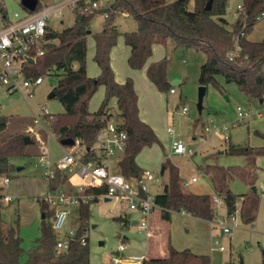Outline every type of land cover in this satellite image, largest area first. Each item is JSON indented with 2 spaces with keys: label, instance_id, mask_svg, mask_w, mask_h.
<instances>
[{
  "label": "rangeland",
  "instance_id": "374dc122",
  "mask_svg": "<svg viewBox=\"0 0 264 264\" xmlns=\"http://www.w3.org/2000/svg\"><path fill=\"white\" fill-rule=\"evenodd\" d=\"M171 1V0H167ZM241 0H227L225 18L232 21L236 6ZM193 0H190V7ZM4 15L0 12V29L14 22V13H25L20 0H0ZM4 16V17H3ZM75 14L65 10L63 15L53 17L49 25L51 29L60 31L73 24ZM103 19L95 16L90 20V34L86 36V73L95 77L100 70L93 60L95 44L93 34L103 27ZM119 35L116 44L109 55L110 65L117 80L122 81L130 77L137 93V106L141 118L153 129L159 142L146 146L135 156L136 164L144 171L154 173L156 181L150 184L151 194L160 193L167 182L169 171L174 168L178 178L182 181L183 189L188 192L212 194L213 188L210 176L204 173L206 165L246 167L247 179L245 182L234 176L229 180V187L238 195L237 205L241 206L243 200L244 214L253 208L255 219L252 223L243 222L240 214L235 215L238 226L232 229L231 234L221 233L218 223H229L225 207L215 206L217 212L213 220L214 227L209 220L195 218L184 211H174L170 220L165 221L160 217V211L155 208L151 212L150 225H154L156 237L153 239L155 251L148 253V257H155L170 244L176 249L188 248L198 254H208L211 264H227L229 259L242 264H264V155H257L248 159L242 155L230 154L233 147H259L264 145L257 132L264 133V96L261 101L250 98L241 92L236 84L226 83L222 77H217L221 88L212 84L206 87L202 100V110L199 113L196 108L198 76L200 65L204 62L203 53L192 48L182 49L175 47L171 40L165 44H155L147 62L139 69H132L127 64L129 47L124 43L122 33L134 31L137 25L130 15L120 14L115 20ZM246 38L251 41L264 39V15H262L246 32ZM167 58V74L169 82L178 80L179 84L171 85L174 92H160L148 79L146 67L150 60ZM43 81L33 89V97L24 101L18 94L4 95L0 100V115L6 117L7 126L0 133V140L12 132L22 131L32 141L28 145L29 154L13 157L11 159L14 170L9 177L7 186H2L3 176H0V195L10 194L13 199L4 205L2 218L7 224L19 227L22 239L21 246L27 250L36 244L40 236L41 210L40 197L48 191V180L43 174L44 168L38 165L40 156L43 155L51 164H56L69 149L62 146L51 135L47 123L41 126L33 122V113L39 114L41 107H46L50 113L58 114L63 107L56 98H48L57 82L54 73L43 74ZM2 89V87H0ZM104 94L102 85L90 98L88 109L96 111ZM182 106L187 107V113L181 114ZM249 108L260 111V117H251L248 120H238L237 107ZM109 107L116 111L114 100ZM174 129V135L180 137L187 149L193 154L167 155L170 153L172 136L167 132V127ZM208 127V131L205 128ZM227 137L226 139L224 137ZM96 158L99 153L95 150ZM121 153L110 159V170L116 172V162ZM165 165L164 173L160 174V166ZM192 176L197 177L196 182H189ZM78 180L71 176L68 183ZM93 188L103 189L104 186ZM105 191V190H104ZM103 194V193H102ZM104 195L98 200L88 203L87 237L89 246V264H113L111 255L119 243L127 245L122 253L126 259L132 255H144L148 246L147 230L141 229L132 220L138 221L140 213L126 208V202L120 199L110 198L104 200ZM125 218L126 221H122ZM80 224L79 206L73 205L70 209L68 221L62 229V234L69 228L75 231ZM224 247L220 251L216 249L214 242ZM252 250H249V248ZM193 248V249H192Z\"/></svg>",
  "mask_w": 264,
  "mask_h": 264
},
{
  "label": "trees",
  "instance_id": "16d2710c",
  "mask_svg": "<svg viewBox=\"0 0 264 264\" xmlns=\"http://www.w3.org/2000/svg\"><path fill=\"white\" fill-rule=\"evenodd\" d=\"M207 1L193 0L190 7V0H114L108 9L109 16L103 19L102 29L92 35L95 44L93 60L100 70L95 77L86 73V36L91 33H88L89 23L95 16L78 10L72 25L60 31L50 28L47 36L54 38L56 42L47 47L29 71L34 76L50 73L57 76L52 98L58 99L63 111L46 117L51 135L58 142L65 138L77 140L85 149L82 159H92L96 134L112 114L109 103L114 99L116 113L123 121L120 128L126 134V147L116 162L115 173L122 174L125 178L141 177L143 170L136 164L135 156L142 148L158 143L159 140L151 126L139 118L137 93L132 79L126 77L123 82H117L110 65V51L119 35L115 20L122 12L130 15L137 25L136 30L122 33L124 43L130 49L127 57L130 68H141L151 56L154 44H165L167 40H171L175 47L192 48L204 54L198 85L207 87L212 84L221 88L217 77H222L226 83L236 84L245 95L261 101L264 96V39L251 41L246 38V32L264 15V0H241L240 8L235 10L236 17L232 21L225 18L227 0H212L210 10H205ZM24 9L25 13L30 12ZM0 12L4 15L1 6ZM243 25L244 34L238 40L242 46V56L236 62H231L226 55L234 45V36ZM244 55L247 56L246 59L243 58ZM146 75L160 92L166 93L173 89L167 77L166 57L148 62ZM100 85L104 88L103 98L97 110L90 111L89 100ZM6 126V117L0 115V133ZM257 134L264 139V133ZM23 137L22 131H17L0 140V176L10 177L14 170L11 162L13 157L29 154L30 143H24ZM228 152L247 157L249 163L250 158L264 155V145L231 146ZM96 162L99 163V160ZM203 171L210 176L212 194L185 191L177 171L170 169L162 192L154 194V203L160 211V217L169 221L172 212L184 211L192 217L213 221L217 216L213 198L219 197L228 217L240 214L243 222L252 223L255 209L245 215V200L241 206L237 205L238 195L229 187V180L234 176L249 182L246 167L206 165ZM67 182L68 175L57 170L55 177L48 181V186L55 189ZM91 190L102 193L105 187ZM88 203L78 205L80 224L70 240L69 248L60 251L54 247L57 234L51 226L54 213L52 207L40 200V236L36 239V244L25 250L21 246L18 224H7L4 221L1 215L4 204L0 202V264H89L86 233ZM141 264L211 262L208 254L194 253L188 248L176 249L168 244L164 256L145 257ZM227 264L239 263L229 259Z\"/></svg>",
  "mask_w": 264,
  "mask_h": 264
},
{
  "label": "built area",
  "instance_id": "2783aa9c",
  "mask_svg": "<svg viewBox=\"0 0 264 264\" xmlns=\"http://www.w3.org/2000/svg\"><path fill=\"white\" fill-rule=\"evenodd\" d=\"M114 0H37V6L34 11L26 12L20 15L14 13V22H10L0 29V100L4 95L18 94L24 101L33 97V89L42 83V76H34L30 73L31 65L35 64L37 58L43 55L48 46L54 44L56 40L48 37L49 25L53 17L63 15L67 9L73 14L81 11L84 14L100 16L106 19L109 16L108 9ZM240 5L236 6L239 9ZM122 15H127L122 12ZM234 17H236V12ZM244 34V25L239 33L234 36V45L227 53V59L236 62L242 56V46L239 44V37ZM32 59L29 62L27 59ZM247 58L246 55L243 56ZM170 89V92H173ZM1 107V104H0ZM238 120H248L251 117H260V111H253L249 108L237 107ZM181 114L187 113V107L182 106ZM52 113L44 106L40 108L39 114L33 113V122L43 126L46 123V117H51ZM121 118L116 111L105 120L103 127L97 132L94 143V155L92 159L83 160L85 153L83 146L75 144L64 151V154L56 164H51L43 155L40 156L38 165L44 168L43 174L49 181L55 177L57 170L64 171L68 175V179L74 176L78 181L74 183V190L67 192L63 187L48 188V191L40 197V200L48 204L54 209L51 219L52 229L56 232L55 249L66 251L69 248L70 240L74 236L75 231L69 228L67 232L62 234V229L68 221L70 209L73 205L88 203L94 198L104 195V198H114L124 200L125 206L129 210H136L140 213V218L136 224L141 229L149 230L151 212L157 207L154 203V195L151 194L149 186L156 181L155 175L149 170H144L141 177L125 178L122 174L112 172L110 169V159L117 154H123L126 147V134L120 128L122 124ZM208 131V127L205 128ZM167 132L172 136L170 143V155H192L193 152L187 149L180 137L174 135V129L167 127ZM227 138L226 136L224 137ZM95 150L99 155L96 158ZM99 160V163L96 162ZM196 176L190 178V182H195ZM10 179L4 175L2 186H7ZM103 185L105 191L103 194H94L92 188L94 186ZM264 190V184L261 185ZM90 190V191H87ZM13 196L10 194L0 195V202L4 205L11 202ZM216 206L222 205L219 197L213 198ZM238 206L236 207V212ZM235 215L228 217L229 223L225 221L219 222L222 233L231 234L232 229L238 226ZM84 243V239H82ZM218 249L223 250L224 247L214 242ZM127 245L123 243L117 244L114 254L111 255L113 264H141L145 255H132L126 259L122 258V253L126 250ZM249 250H252L250 247Z\"/></svg>",
  "mask_w": 264,
  "mask_h": 264
},
{
  "label": "water",
  "instance_id": "95a60500",
  "mask_svg": "<svg viewBox=\"0 0 264 264\" xmlns=\"http://www.w3.org/2000/svg\"><path fill=\"white\" fill-rule=\"evenodd\" d=\"M21 2V5L28 9L29 11H34L36 9V6H37V0H20ZM211 4H212V0H208L206 5L204 6V9L205 10H210L211 8ZM90 32V30H88V33ZM29 62H32V59L28 58L27 59ZM179 83L178 80H173L170 82V85H177ZM205 92H206V87L203 86V85H199L198 86V90H197V102H196V108L198 110V112L200 113L203 106H202V100H203V97L205 95ZM54 96V91H51L49 94H48V98H52ZM23 141L24 143H31L32 141L29 139L28 136H25L23 137ZM59 144L62 145V146H72L75 144V140L74 139H71V138H65V139H61L59 141ZM164 170H165V165H161L160 166V174L162 175L164 173ZM105 201L109 200V198H104ZM122 221H126L125 218L122 219ZM136 221L135 220H132L131 221V224H135ZM239 264H242V260L239 259Z\"/></svg>",
  "mask_w": 264,
  "mask_h": 264
},
{
  "label": "crops",
  "instance_id": "0c3cea01",
  "mask_svg": "<svg viewBox=\"0 0 264 264\" xmlns=\"http://www.w3.org/2000/svg\"><path fill=\"white\" fill-rule=\"evenodd\" d=\"M155 45V44H154ZM153 45V46H154ZM153 46H152V48H153ZM155 60H157V59H155ZM150 61H154V60H150ZM149 61V62H150ZM168 77V80L170 79V77L169 76H167ZM115 78V77H114ZM125 79V78H124ZM124 79L122 80V81H120V80H117L116 78H115V80L117 81V82H119V83H121V82H123L124 81ZM179 84V83H178ZM134 85V84H133ZM135 89V88H134ZM174 92V91H173ZM114 100V99H113ZM115 102V101H114ZM138 115H139V112H138ZM139 118L142 120V121H144V122H146L143 118H141L140 117V115H139ZM147 123V122H146ZM148 124V123H147ZM152 128V127H151ZM193 177V176H192ZM197 181V180H196ZM195 181V182H196ZM189 182H190V180H189ZM192 183V182H191ZM72 183H66L64 186H62L65 190H68L69 191V189H71L70 188V186H72L71 185ZM152 184V183H151ZM48 188H49V186H48ZM149 188H150V186H149ZM262 189V188H261ZM94 194H101V193H95L94 191H92ZM103 193V192H102ZM156 194V193H155ZM154 195V194H153ZM216 206V205H215ZM222 206V205H221ZM221 206H219V207H221ZM136 224V223H135ZM210 224L212 225V227H214L215 226V224H213V221H210ZM238 224V223H237ZM149 225H150V223H149ZM151 227L152 228H149V230L147 231V237H148V246H147V249H146V252H145V257H148V253H154V251H155V246H154V242H153V239H155V237H156V231L157 230H155V228H154V225L153 224H151ZM218 227H219V231L222 233V231H221V227H220V225H219V223H218ZM219 244V243H218ZM167 248V247H166ZM193 249V248H192ZM216 249H218V247L216 246ZM218 250H220V249H218ZM224 250V249H223ZM193 251H196V250H193ZM192 251V252H193ZM220 251H222V250H220ZM165 253H166V249H164V250H161V253L158 255V256H155V257H161V256H164L165 255ZM194 253H196V252H194Z\"/></svg>",
  "mask_w": 264,
  "mask_h": 264
}]
</instances>
